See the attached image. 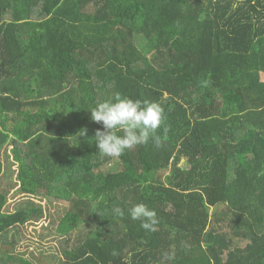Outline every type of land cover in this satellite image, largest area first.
Masks as SVG:
<instances>
[{
    "label": "trees",
    "instance_id": "16d2710c",
    "mask_svg": "<svg viewBox=\"0 0 264 264\" xmlns=\"http://www.w3.org/2000/svg\"><path fill=\"white\" fill-rule=\"evenodd\" d=\"M243 68H264V0H0V153L25 197L9 212L0 188V264H34L16 247L40 194L67 203L63 264H264V82L211 76ZM116 93L161 104V147L98 153L89 109Z\"/></svg>",
    "mask_w": 264,
    "mask_h": 264
},
{
    "label": "clouds",
    "instance_id": "9594fccd",
    "mask_svg": "<svg viewBox=\"0 0 264 264\" xmlns=\"http://www.w3.org/2000/svg\"><path fill=\"white\" fill-rule=\"evenodd\" d=\"M90 120L101 125L95 132L93 141L98 153L119 158L139 145H148L151 141L157 148L167 138L169 128L165 126V109L155 101L132 99L116 93L111 99L99 102L89 109ZM163 130V138L159 134ZM79 137L87 136V129H82ZM116 214L125 216L124 209H116ZM133 221H139L140 227L148 232H155L159 219L154 209L144 203H137L127 209ZM115 251L113 255H115ZM166 259H171L164 253Z\"/></svg>",
    "mask_w": 264,
    "mask_h": 264
},
{
    "label": "rangeland",
    "instance_id": "374dc122",
    "mask_svg": "<svg viewBox=\"0 0 264 264\" xmlns=\"http://www.w3.org/2000/svg\"><path fill=\"white\" fill-rule=\"evenodd\" d=\"M211 76L217 86L224 84L241 85L250 81L264 82V68L215 70L211 72ZM7 154H10L9 150ZM0 158L4 164V169L0 176V188L8 191V203H10V210L8 211L14 212L15 209L11 210L13 207L10 208L12 204L14 206V203L25 198L19 192L18 166L12 161L11 154L6 158L5 152L2 151ZM102 169L104 171L118 170L120 169V165L115 161L113 165L105 166ZM167 174L168 171L160 173L162 178ZM34 201L41 204L42 208H44V217L38 223L20 227L18 237L21 242L19 244L21 245L20 247H16L17 252H19L22 258H32L34 264H63L64 262L60 261L63 258L61 253L62 245L55 239L54 228L51 222L52 217H56L62 213V208L63 206H67V203L56 199H49L44 194H40Z\"/></svg>",
    "mask_w": 264,
    "mask_h": 264
},
{
    "label": "crops",
    "instance_id": "0c3cea01",
    "mask_svg": "<svg viewBox=\"0 0 264 264\" xmlns=\"http://www.w3.org/2000/svg\"><path fill=\"white\" fill-rule=\"evenodd\" d=\"M9 205H10V203H8V205H7V209H9ZM13 207V208H12ZM14 207H15V203H14V206H13V204H12V206L10 207V208H12L11 210H14ZM10 210V209H9Z\"/></svg>",
    "mask_w": 264,
    "mask_h": 264
}]
</instances>
